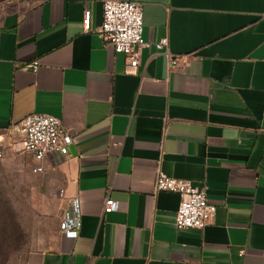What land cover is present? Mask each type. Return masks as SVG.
Here are the masks:
<instances>
[{
	"label": "crops",
	"instance_id": "obj_1",
	"mask_svg": "<svg viewBox=\"0 0 264 264\" xmlns=\"http://www.w3.org/2000/svg\"><path fill=\"white\" fill-rule=\"evenodd\" d=\"M105 1L0 0V160L21 152L11 126L60 118L74 153L41 173L82 210L76 239L58 229L24 264H264V0H124L152 45L135 70L99 36ZM159 173L207 188L205 229L175 226Z\"/></svg>",
	"mask_w": 264,
	"mask_h": 264
},
{
	"label": "built area",
	"instance_id": "obj_2",
	"mask_svg": "<svg viewBox=\"0 0 264 264\" xmlns=\"http://www.w3.org/2000/svg\"><path fill=\"white\" fill-rule=\"evenodd\" d=\"M92 13L86 10L83 15V32L91 31ZM99 36L105 43L112 46L116 54L125 55L130 68L137 69L142 52L152 45L144 40V7L140 4L124 0H106L103 4V22ZM159 50H164L169 58V67L178 63L168 49V39L164 38L154 44ZM39 63L33 62L24 66L25 69L36 71ZM20 135L21 151L32 156L36 166L34 172H44L43 162L52 152L64 156L70 154L73 144V133L63 121L46 113L29 114L18 125L11 126L9 132ZM3 157L0 151V159ZM170 192L180 197L176 212L175 226L180 230H203L215 218L217 206L208 200L207 188L196 187L192 182L169 177L159 173L155 180V193ZM64 200L65 190L59 191ZM121 203L111 198L106 199L104 214L119 211ZM81 202L74 198L68 208L62 213L60 233L68 239H76L82 228Z\"/></svg>",
	"mask_w": 264,
	"mask_h": 264
},
{
	"label": "rangeland",
	"instance_id": "obj_3",
	"mask_svg": "<svg viewBox=\"0 0 264 264\" xmlns=\"http://www.w3.org/2000/svg\"><path fill=\"white\" fill-rule=\"evenodd\" d=\"M24 151L0 160V264H24L59 229L61 188Z\"/></svg>",
	"mask_w": 264,
	"mask_h": 264
},
{
	"label": "water",
	"instance_id": "obj_4",
	"mask_svg": "<svg viewBox=\"0 0 264 264\" xmlns=\"http://www.w3.org/2000/svg\"><path fill=\"white\" fill-rule=\"evenodd\" d=\"M70 151L74 153V149H73V147H70Z\"/></svg>",
	"mask_w": 264,
	"mask_h": 264
}]
</instances>
